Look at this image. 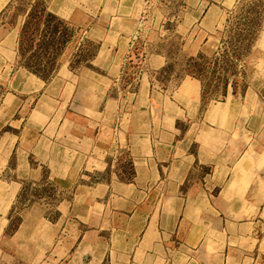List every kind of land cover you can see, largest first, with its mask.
Returning a JSON list of instances; mask_svg holds the SVG:
<instances>
[{
    "label": "crops",
    "instance_id": "1",
    "mask_svg": "<svg viewBox=\"0 0 264 264\" xmlns=\"http://www.w3.org/2000/svg\"><path fill=\"white\" fill-rule=\"evenodd\" d=\"M123 1L47 0L51 12L99 43L91 67L77 75L68 73L59 83L68 98L74 84L79 93L75 103L84 107L81 113L89 115L88 108L93 116H104L102 120L117 114L119 101L111 92L139 34L143 1ZM108 6L110 11H105ZM166 62L155 55L147 61V70L158 71ZM0 65V180L14 164L17 181L0 183V194L11 189L16 197L27 183L45 178L66 192L83 180V171L87 180L106 176L93 187L77 186L75 200L60 204V219L49 223L56 235L67 234L57 250L61 257L54 256L58 264H259L264 259L259 251L264 233V169L259 166L264 151L250 167L246 141L230 148L201 139L220 140L229 128L220 130L226 125L212 122L225 109L222 105H211L206 123H197L199 81L189 78L164 93L151 89L148 74L124 144L111 139V126L104 130L103 121L85 118L81 120L95 129L81 125L77 141L68 135L71 130L61 129L56 135H63L61 146L51 139V123L68 102L56 101L55 83L22 68L5 80L7 67ZM179 122L191 123L186 133L179 131ZM120 150H127L134 169L129 184L123 182L116 161ZM203 166L212 173L196 178Z\"/></svg>",
    "mask_w": 264,
    "mask_h": 264
},
{
    "label": "rangeland",
    "instance_id": "2",
    "mask_svg": "<svg viewBox=\"0 0 264 264\" xmlns=\"http://www.w3.org/2000/svg\"><path fill=\"white\" fill-rule=\"evenodd\" d=\"M142 1L139 34L131 42L123 74L111 92L119 101L114 116L102 120L104 116H93V110L88 108L89 115L81 113L84 107L75 103L79 93L74 84L69 87L71 97H65L64 84L59 80L70 77L68 73L77 75L81 69L90 68L99 43L83 35V28L72 26L51 12L47 0H6L0 12V62L7 67L4 79L22 68L47 83H55L56 101L68 102L57 110L51 123L50 135L56 145H61L63 140V135L56 137L61 129L62 133L71 130L68 135L75 141L81 125L93 131L94 125L81 120L85 118L103 121L101 129L104 130L111 126V139L117 142L120 138L124 144L138 114V95L146 75L149 74L151 89L164 93L189 78L197 80L202 87L197 123H206L205 113L211 105H222L225 109L220 110L212 122L221 120L226 127L218 126L219 129L229 128L227 135L221 134L219 138L224 139L223 143L217 138L214 140L212 135V139H201L230 148L240 140L246 141L250 146L246 158L250 159V167H254L256 155L264 151V0ZM105 11H110L109 6ZM155 55L163 56L167 62L160 70L148 72L147 61ZM199 56L203 61L189 67V62ZM215 57H222L220 68L215 64L204 65ZM3 70L0 65L2 73ZM2 95L0 91V97ZM190 126L191 123L179 122L178 129L186 133ZM20 149L31 151V147ZM116 161L119 172L126 178L122 181L132 183L134 169L127 150H120ZM260 164L259 169L263 170L264 163ZM33 166L42 167L34 161ZM15 168L16 165L11 164L0 183L17 182ZM88 171H92L90 167ZM43 172L46 177L45 167ZM209 173L212 168L207 166L195 172L196 178ZM86 174L83 171V180L66 192L45 178L27 183L16 197L11 189L0 194V264H58L54 256L61 257L57 250L63 247L67 234L56 235L49 223L55 224L60 219L59 205L75 200L77 186L93 187L106 180V176L100 175L87 180L84 179ZM259 240L263 242L259 251L264 254V233ZM60 263L64 264L63 260ZM261 263L264 264V259Z\"/></svg>",
    "mask_w": 264,
    "mask_h": 264
},
{
    "label": "trees",
    "instance_id": "3",
    "mask_svg": "<svg viewBox=\"0 0 264 264\" xmlns=\"http://www.w3.org/2000/svg\"><path fill=\"white\" fill-rule=\"evenodd\" d=\"M242 42L244 43V40L242 39ZM240 50H241V53H242V49L240 48ZM223 58H225L226 59V56H224L223 55ZM200 61H203V57L202 56H199V57H197V58H195V59H192L190 62H189V67H194V66H197V65H199V62ZM222 62V57L221 58H218V57H215L214 59H212V60H207V63L206 64H204V65H207V64H215V65H217V67L218 68H220V63ZM203 79V78H202Z\"/></svg>",
    "mask_w": 264,
    "mask_h": 264
},
{
    "label": "bare ground",
    "instance_id": "4",
    "mask_svg": "<svg viewBox=\"0 0 264 264\" xmlns=\"http://www.w3.org/2000/svg\"><path fill=\"white\" fill-rule=\"evenodd\" d=\"M5 3H6V0H0V12L4 8Z\"/></svg>",
    "mask_w": 264,
    "mask_h": 264
}]
</instances>
